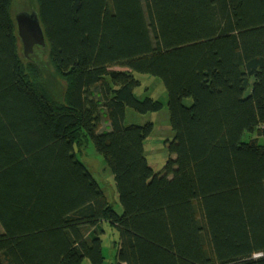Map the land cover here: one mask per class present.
<instances>
[{
  "label": "trees",
  "instance_id": "trees-1",
  "mask_svg": "<svg viewBox=\"0 0 264 264\" xmlns=\"http://www.w3.org/2000/svg\"><path fill=\"white\" fill-rule=\"evenodd\" d=\"M11 4L0 0V264H105V224L116 264H264V0H33L60 102L20 57ZM137 74L169 95L158 173L154 123L125 125L128 108H164L135 95ZM90 139L122 216L77 157Z\"/></svg>",
  "mask_w": 264,
  "mask_h": 264
},
{
  "label": "rangeland",
  "instance_id": "rangeland-1",
  "mask_svg": "<svg viewBox=\"0 0 264 264\" xmlns=\"http://www.w3.org/2000/svg\"><path fill=\"white\" fill-rule=\"evenodd\" d=\"M31 1L33 2V0H12L10 14L15 23L16 16L19 12L29 11L27 9H30ZM19 46L20 57L23 58V61H27L26 63L28 65L32 62L40 68V75L44 78L43 82L50 92L49 94L55 101L60 102L62 96L65 94L64 91L66 85L65 82L58 77L52 67L49 59V48L36 47L31 60H27L24 56L23 44L21 41ZM137 77L140 80L141 85L135 90V95L141 99L146 97L153 98L156 101L161 102L164 108L159 113H150L147 115H140L133 109L128 108L126 111L125 125H145L148 122L154 123L152 135L145 143V154L152 169L158 173L163 170L169 160V152L166 149L165 143L167 140H171L174 137L171 130L170 115L167 106L169 95L167 89L159 78L142 74H137ZM185 104L190 106L192 100H185ZM245 139L248 138L246 137ZM259 140H261V144L264 143L263 138H260ZM76 151L77 157L86 165L91 175L102 187L109 204L119 216H122L124 214V208L120 203L114 175L111 169L105 164L103 157L96 151L92 140H89L84 149H77ZM104 229L105 234L102 238L105 264H116L119 233L114 227H111L108 224L104 225ZM60 236L64 241V237L62 235ZM82 264H90V262L85 260Z\"/></svg>",
  "mask_w": 264,
  "mask_h": 264
},
{
  "label": "water",
  "instance_id": "water-1",
  "mask_svg": "<svg viewBox=\"0 0 264 264\" xmlns=\"http://www.w3.org/2000/svg\"><path fill=\"white\" fill-rule=\"evenodd\" d=\"M18 35L21 39L26 59H31L36 47H46L43 28L37 12H19L16 16Z\"/></svg>",
  "mask_w": 264,
  "mask_h": 264
},
{
  "label": "clouds",
  "instance_id": "clouds-1",
  "mask_svg": "<svg viewBox=\"0 0 264 264\" xmlns=\"http://www.w3.org/2000/svg\"><path fill=\"white\" fill-rule=\"evenodd\" d=\"M253 258H254V259H259V258H261V257H260V254L253 253Z\"/></svg>",
  "mask_w": 264,
  "mask_h": 264
}]
</instances>
